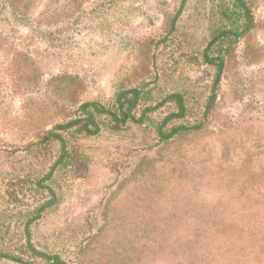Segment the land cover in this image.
<instances>
[{"label":"rangeland","instance_id":"obj_1","mask_svg":"<svg viewBox=\"0 0 264 264\" xmlns=\"http://www.w3.org/2000/svg\"><path fill=\"white\" fill-rule=\"evenodd\" d=\"M84 1L85 10L99 6L104 20L84 26L81 19L76 30L85 39L63 50L43 40L31 45L32 57L43 59L40 81L35 75L15 89L0 71V249L24 259H33L24 226L41 198L32 183L58 151L56 143L27 146L42 127L73 117L81 102H107L117 88L148 77L147 69L161 90L184 91L193 123L216 74L202 53L224 25L228 0H184L170 32L182 0ZM248 1L254 27L226 56L203 127L161 142L155 127L169 111L161 106L142 124L116 130L103 117L96 135L68 136L72 162L51 179L57 202L28 226L37 249L67 264H264V250L237 238L230 221L242 187L264 191V0ZM65 74L78 79L62 90L52 79ZM16 177L32 182L12 201L5 189Z\"/></svg>","mask_w":264,"mask_h":264},{"label":"trees","instance_id":"obj_2","mask_svg":"<svg viewBox=\"0 0 264 264\" xmlns=\"http://www.w3.org/2000/svg\"><path fill=\"white\" fill-rule=\"evenodd\" d=\"M109 1L111 5L113 1ZM228 1L229 6L225 5L220 11L224 25L213 32L202 53L205 62L215 68L216 74L210 93L203 105L201 119H196L197 121L195 120L193 123L190 122L187 116L192 114V108L188 106L184 91L161 90L156 80V73L152 78L150 70L147 69L148 77L143 78L136 85L117 88L113 97L107 102L96 100L81 102L74 110L73 117L48 129H45V126L42 127L36 133V141L27 146L37 145L40 148H45L47 145L56 143L58 151L56 159L48 170L32 183L41 197L34 207V215L26 221L24 226L26 231L25 249L33 259L11 255L1 249L0 259H10L20 264H67V261L58 253L37 249L29 239L28 226L31 221L40 218L42 213L57 202V193L51 179L55 175L56 168L64 167L72 162L75 145H69L68 136H94L100 131L101 120L104 118H107L110 128L116 130L127 123L142 124L145 120H149L151 114L161 106H167L169 111L156 124L155 132L159 141H167L175 135L203 127L216 104L215 88L225 67L226 56L230 54L235 43L255 24L248 0ZM84 2V0H0V57H2L0 71L9 72L15 89L19 88L17 83L20 80L26 84L29 83V86L33 84L36 72L42 66L43 59L37 61L32 57L31 45H37L39 40H43L46 45L51 43L52 46L63 50L66 44H78V39H85L81 30H76V25L81 19H83L84 26L85 23H95L94 20H104L102 11L97 14L100 11L97 10L100 8L99 6L85 10ZM183 3L184 0L172 15L168 32L174 28V22L180 14ZM39 36L42 39H39ZM67 39L70 41L67 42ZM32 71L34 72L32 73ZM30 72L31 76H28ZM36 79L40 81L37 75ZM77 79V76L65 74L52 80H59L58 88L65 90L71 87ZM48 93L47 90L46 94ZM26 182L31 183L32 181L28 178L16 177L13 181L6 183L5 193L8 198L12 201L17 200L18 192L25 191ZM31 186L33 187V185ZM242 189L240 193L243 195L233 207L237 211L231 214L230 221L238 224L236 227L238 229L237 238L253 239L254 241L251 240L250 244L264 250V191L255 194L254 190L247 193L250 189ZM257 207L260 210H257ZM214 219V224L218 226L220 222ZM242 227H246L248 232L241 233L240 228ZM258 243L259 245H257Z\"/></svg>","mask_w":264,"mask_h":264}]
</instances>
